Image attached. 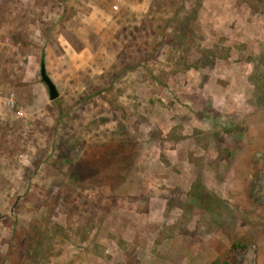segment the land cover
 I'll list each match as a JSON object with an SVG mask.
<instances>
[{
  "label": "rangeland",
  "instance_id": "rangeland-1",
  "mask_svg": "<svg viewBox=\"0 0 264 264\" xmlns=\"http://www.w3.org/2000/svg\"><path fill=\"white\" fill-rule=\"evenodd\" d=\"M34 221L21 264H264V0H0V264Z\"/></svg>",
  "mask_w": 264,
  "mask_h": 264
},
{
  "label": "trees",
  "instance_id": "trees-1",
  "mask_svg": "<svg viewBox=\"0 0 264 264\" xmlns=\"http://www.w3.org/2000/svg\"><path fill=\"white\" fill-rule=\"evenodd\" d=\"M251 6H255L250 3ZM44 234L38 226V221L30 223L28 227H19L14 229L12 235V244L9 247L7 258L12 264H21L31 255L39 251L49 255L51 245L44 242ZM246 249V244L239 239H234L229 246L217 249L216 255L208 264H235L238 255ZM253 264H257L256 261Z\"/></svg>",
  "mask_w": 264,
  "mask_h": 264
},
{
  "label": "water",
  "instance_id": "water-1",
  "mask_svg": "<svg viewBox=\"0 0 264 264\" xmlns=\"http://www.w3.org/2000/svg\"><path fill=\"white\" fill-rule=\"evenodd\" d=\"M39 73H40L41 81L46 85L49 99L50 100L56 99L59 96V92H58L54 82L51 80V78L47 74V71L45 68V63L43 60L40 62Z\"/></svg>",
  "mask_w": 264,
  "mask_h": 264
}]
</instances>
